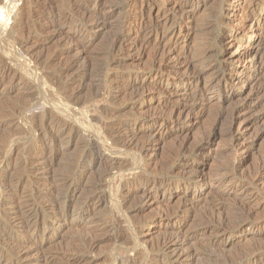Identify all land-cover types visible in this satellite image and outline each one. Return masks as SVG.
<instances>
[{
	"label": "rangeland",
	"instance_id": "374dc122",
	"mask_svg": "<svg viewBox=\"0 0 264 264\" xmlns=\"http://www.w3.org/2000/svg\"><path fill=\"white\" fill-rule=\"evenodd\" d=\"M75 1L87 4L77 9ZM75 1L0 0V258L4 264H35L37 250L30 249L36 244L48 254L47 264H120L126 260L181 264L184 259L164 243L168 234L191 235L213 193L238 188L243 180L239 175L250 177L264 162V63L253 73L259 58L264 62V44L259 43L264 38V0ZM55 16L60 22L52 19ZM141 25L158 32L141 34ZM120 33L125 38L116 46ZM161 34L156 52L147 42ZM250 106L244 116L248 120L259 116L255 124L246 127L240 119L230 125L236 109ZM178 107L190 108V113L177 117ZM127 111L134 117L127 118ZM152 115L162 117L159 124ZM112 122L127 136L152 127L165 134L158 136L156 144L139 139L126 146L124 154L117 149L119 155L114 149L105 150L110 143L106 126ZM55 126L62 132L57 142L51 137ZM177 126L185 129L180 137L166 135V130ZM230 128L243 139L231 151ZM182 141L187 152L180 150L172 161L166 160L164 153ZM200 144L202 149L196 151L194 145ZM100 148L104 151L98 152ZM47 150L55 152V163L37 169L46 161L43 157L52 160ZM136 152L144 157L145 180L164 185L145 198L126 201L125 194L142 182L134 178L122 183L120 175L126 172H121L118 162L132 161L125 168L129 169L138 158ZM231 158L241 162L239 174L222 184L219 179ZM140 168L135 167V174ZM195 171L201 172V181L192 179ZM70 174L78 188L60 190V179ZM50 180H55L56 187ZM49 191H56L55 196L51 198ZM244 191L243 200L254 211L253 219L264 221V178ZM89 197L101 204L87 217L83 206ZM53 198L67 211L65 221L55 220L45 208ZM17 205L33 208L37 225L29 232H19L13 225ZM167 208L174 214L162 220ZM103 227L104 231L94 234L96 238H113L91 246L89 233ZM3 230L23 244L22 252H30L29 261L3 240ZM245 239L238 232L231 237L238 243Z\"/></svg>",
	"mask_w": 264,
	"mask_h": 264
},
{
	"label": "bare ground",
	"instance_id": "6f19581e",
	"mask_svg": "<svg viewBox=\"0 0 264 264\" xmlns=\"http://www.w3.org/2000/svg\"><path fill=\"white\" fill-rule=\"evenodd\" d=\"M9 1V0H8ZM12 1V0H11ZM75 1V0H74ZM99 2L101 0H98ZM69 2V1H68ZM72 2V1H71ZM67 3V2H65ZM11 4V3H10ZM37 4V2H36ZM53 4V3H52ZM87 4V1H75L74 2V6L77 9H81V7L83 5ZM68 5V3H67ZM43 6V5H42ZM48 6V5H47ZM50 6V5H49ZM48 8V7H47ZM68 8V7H67ZM45 9V8H44ZM50 9V8H49ZM37 10V9H36ZM39 11V9H38ZM42 11V10H40ZM39 11V12H40ZM36 12V13H39ZM45 12V11H44ZM43 12V13H44ZM51 12V11H50ZM35 13V12H33ZM85 13V12H84ZM16 15V14H15ZM31 15V14H30ZM35 15V14H34ZM52 15V14H51ZM83 15V14H82ZM19 16V15H18ZM45 16V15H44ZM49 17V16H48ZM36 18V16H35ZM43 18V17H42ZM57 18V22H60L59 17L55 16L52 19ZM61 18V17H60ZM65 18V17H64ZM16 19V18H15ZM19 19V18H17ZM103 19V17H102ZM51 20V19H50ZM17 21V20H16ZM22 21V20H21ZM53 21V20H52ZM15 22V20H14ZM51 22V21H50ZM54 23V22H53ZM14 24V23H13ZM26 24V23H25ZM23 25V22L22 24ZM27 25V24H26ZM29 25V24H28ZM27 25V26H28ZM126 25V24H125ZM25 26V25H24ZM29 27V26H28ZM9 29V28H8ZM29 30V29H27ZM262 30H264V27L262 28ZM55 31V30H54ZM158 32L156 28H151L150 26H140L138 32L142 33H148V32ZM18 33V32H17ZM139 33V34H140ZM264 33V31H263ZM20 34V33H19ZM76 33H74L75 36ZM78 34V33H77ZM78 36L80 38H83V35H79ZM71 37V36H70ZM85 37V36H84ZM124 36L120 33L117 35L115 42H116V46L117 44H120L124 41ZM161 39H162V34L160 35V38H156L153 40H150L147 42V44H152L154 46V48L156 49V52H159V45H161ZM83 40V39H81ZM82 42V41H81ZM80 43V42H79ZM141 43H145L141 40ZM261 44H264V38L261 39V42H259ZM121 45V44H120ZM263 46V45H262ZM133 46H129L128 49H131ZM116 49V48H115ZM156 54V53H155ZM160 55V54H157ZM156 55V56H157ZM253 59V58H252ZM257 63V62H256ZM263 59L258 60V63L256 64V66L253 67V73L257 72L258 67L260 68L263 65ZM12 71V70H11ZM8 72V70H7ZM3 74V73H2ZM1 74V75H2ZM8 74V73H7ZM252 75V74H251ZM5 77V76H4ZM8 78V77H7ZM11 78V77H9ZM2 80V79H1ZM0 80V81H1ZM264 80V79H263ZM5 81V80H4ZM248 81V79H247ZM262 81H260L261 83ZM1 83V82H0ZM262 84V83H261ZM262 86V85H261ZM260 86V87H261ZM262 90V89H261ZM258 91V90H257ZM263 92V91H262ZM261 94V93H260ZM264 94V93H263ZM261 96V95H260ZM264 103V102H263ZM262 106V119H264V104L261 105ZM27 107V106H26ZM184 107V106H183ZM252 108V106L250 107H246V108H241V109H236L235 112H233V114L231 115L230 118V125L235 123L236 120H240L241 121H245V125L246 127L251 126L253 124H255L258 119H260V117H254L250 120L245 118V114H247L249 112V110ZM190 108H177L175 111V114L177 113V117L178 115H182V116H187L188 112H189ZM112 111V110H111ZM109 111V112H111ZM124 111V110H123ZM105 112V111H104ZM103 112V113H104ZM120 112V111H119ZM125 112V111H124ZM47 113V112H46ZM44 113V114H46ZM113 113V112H112ZM190 113V112H189ZM106 114V113H105ZM110 114V113H109ZM117 114V112H116ZM116 114H113L116 115ZM120 114V113H118ZM128 111H127V116H128ZM132 114V113H130ZM103 115V114H101ZM107 115V114H106ZM105 115V116H106ZM125 115V117H126ZM245 115V116H244ZM100 116V115H99ZM110 117V116H109ZM120 117V116H118ZM122 121L125 118L124 116H122ZM131 117H134V115H131ZM130 116H128L127 118H131ZM153 119H155V123L159 124V119L161 120L162 117L161 116H151ZM101 118V117H100ZM104 118V117H103ZM169 118V117H167ZM174 118V116H173ZM91 119V118H90ZM102 119V118H101ZM111 119V118H110ZM126 119V118H125ZM172 119V118H171ZM175 119V118H174ZM106 120V119H105ZM104 120V122H105ZM109 120V119H108ZM121 120V119H119ZM118 120V121H119ZM180 120V119H179ZM100 121V120H99ZM103 121V119H102ZM117 121V122H118ZM177 121V118H176ZM93 122V121H92ZM90 123V122H89ZM101 123V121H100ZM108 123V122H107ZM155 124V126H157ZM56 125V124H55ZM90 125V124H89ZM104 125V124H103ZM107 125V124H106ZM52 126V125H51ZM57 126V125H56ZM52 128V134L51 137L53 139V142H57V138L62 134V132L59 130L58 127ZM61 126V125H60ZM101 127V126H100ZM105 127V126H103ZM50 128V127H49ZM92 129V127H91ZM120 125H118L117 123H110L106 126V131H107V136L109 138L110 143H108L107 148L105 149L106 151H108L107 149H114L115 152L117 151V149H119V151L123 152L124 154V148L128 145H135L136 141L139 139H143L148 142V145H152V144H156L159 143V137H163V135L165 134L163 132V130H156L155 127L149 128L145 130H139L137 129V131H132L128 136L126 133L124 132H120ZM185 131V129L180 128L179 126L175 127L171 132L169 130H166V135H170V136H176V137H180L181 134ZM44 132V131H43ZM51 133V131H49ZM42 134V133H41ZM45 134V132L43 133ZM42 134V135H43ZM65 134V133H64ZM106 134V133H103ZM228 141H229V149L230 151L233 150L237 145H239L241 143V141L243 142L242 137H237L234 134H232L231 132V128L228 130ZM102 135V134H101ZM42 137V136H40ZM45 137V136H44ZM63 137V136H62ZM105 137V136H104ZM48 138V137H47ZM61 138V137H60ZM105 139V138H104ZM41 140V138H40ZM55 140V141H54ZM61 140V139H60ZM63 140V139H62ZM61 140V141H62ZM60 141V142H61ZM108 141V140H107ZM42 142V141H41ZM45 142V140H44ZM48 144V143H47ZM45 144H43L44 147ZM60 145H58L59 147ZM50 147V146H49ZM99 147V146H98ZM186 148L188 149L186 143H184L183 141L181 143H174L173 147L171 150H169L168 152L164 153L163 157L166 158V160H170L172 161V159L174 158L175 154H177L176 152L180 151V150H186ZM190 148V147H189ZM193 148V147H192ZM48 149V146H47ZM123 149V150H122ZM126 149V148H125ZM130 149V148H129ZM194 149L196 151L201 150V144L195 146L194 145ZM62 150V149H60ZM64 150V149H63ZM103 149H99L98 152H101ZM128 150V149H127ZM127 150H126V154H127ZM132 150V149H131ZM184 150V151H185ZM191 150V149H190ZM48 151V150H47ZM54 151V150H53ZM58 151V150H57ZM104 151V150H103ZM62 152V151H61ZM114 152V153H115ZM119 152V153H120ZM133 152V151H132ZM182 152V151H181ZM187 152V151H185ZM49 153L51 154V151H48V156ZM55 153V152H54ZM51 154L52 157L49 161V159H46V161L49 162V164L45 163L46 161L42 160V163H40L37 167V169H42V168H50V165L55 163V154ZM117 153V152H116ZM117 153V154H119ZM179 153V152H178ZM91 154V153H90ZM92 154H94L92 152ZM116 154V155H117ZM122 154V153H120ZM119 154V155H120ZM126 154L124 155L125 157ZM135 154V153H134ZM5 155V154H4ZM45 155V154H44ZM58 155V153H57ZM61 155V153H60ZM102 155V154H101ZM104 155V154H103ZM110 155V154H109ZM137 155V152H136ZM75 156V155H74ZM78 156V155H76ZM82 156V155H81ZM88 156H89V152H88ZM111 156V155H110ZM138 156V158H137ZM135 158H137L135 161V164L132 165L131 167H129V169H125L126 166H130L131 162L130 160H128L127 158H124L123 161H119L118 165H120L121 168V172H126V174L124 175H120V179L123 182H127L130 179H136L138 180L137 182H142L141 185H137L139 186L138 188H136L135 190H133L132 192H128L127 194V198L126 201H128L130 199V201H132L131 199L137 198L139 196H141V198H145L148 196L149 192L159 189L161 187H163L164 183L163 181H155V180H145V176L148 174L147 170L145 169L144 172V168H146L145 165L142 164L144 157H140V155L138 154ZM177 156V155H176ZM29 157V156H28ZM34 157V156H32ZM85 157V155L83 156ZM91 157V155H90ZM87 157V158H90ZM162 157V158H163ZM73 158V157H72ZM75 158V157H74ZM73 158V159H74ZM94 158V157H93ZM98 158V157H97ZM25 159V158H24ZM78 159V157H77ZM39 159V161H41ZM79 160V159H78ZM101 160V159H100ZM99 160V161H100ZM115 160V159H114ZM156 159H154L153 161L155 162ZM26 161V159H25ZM35 161V160H34ZM37 161V160H36ZM54 161V162H53ZM58 161V159H57ZM105 161V160H104ZM30 162V161H29ZM76 162V161H75ZM93 160L91 159L89 161V163H92ZM103 162V161H102ZM152 162V163H154ZM36 163V162H34ZM33 163V165H34ZM52 163V164H51ZM100 162H98L99 164ZM241 162H236L235 160H233L232 158L229 160L228 164H227V169L224 171V173H222L219 181L220 183H225L227 180L230 181L231 179H234L239 173L237 171V164L240 165ZM38 164V163H37ZM31 165V164H30ZM36 165V164H35ZM64 165V164H63ZM137 165H141L142 168L139 169V173L135 174V167ZM163 165H165V162L163 163ZM243 165V162H242ZM32 166V165H31ZM72 166V165H71ZM101 166V165H100ZM25 167V166H24ZM29 167V166H28ZM88 167V166H87ZM93 167V166H92ZM52 168V167H51ZM54 168V167H53ZM68 168V167H67ZM172 168V167H171ZM1 169V167H0ZM72 169V167H71ZM184 168H182L181 170H184ZM264 170V162L260 165L259 168V172L252 174L250 177L246 178L245 176L239 175L240 179L242 180V184L238 187V188H233V187H226V190L224 192H214L213 193V197L210 200L209 204H207V208L204 211V215L202 216V221L201 223L197 226L198 228L196 229L195 232H193L191 235H178V233H169L168 235V239L164 242L165 245L167 244H171V247H169L170 251L172 254L181 256V258L184 259V261H201L204 264H251V263H257V264H264V221H259L256 222L255 219H253L254 216V211L251 210V208L248 207V205L246 204V202H244L243 200V196L245 194L246 191H244L246 189L247 186L252 185L258 181H261L264 178V172L261 171ZM44 170V169H43ZM180 170V169H179ZM178 170V171H179ZM39 171V170H38ZM47 171V170H46ZM49 171V170H48ZM51 173L53 172V170H50ZM134 172V173H133ZM160 172V171H159ZM50 173V172H49ZM50 173V174H51ZM73 173V172H72ZM71 173V174H72ZM156 173V172H155ZM158 173V172H157ZM156 173V174H157ZM56 174V173H55ZM71 174L70 176L68 175H64L61 179H60V190L62 191H68V190H72L74 188H76L77 186H74L72 179H71ZM74 174V173H73ZM77 174V173H76ZM82 176V173H80ZM150 174V173H149ZM193 174V172H192ZM53 175V174H52ZM79 175V173H78ZM155 175V174H154ZM54 176V175H53ZM57 176V175H56ZM11 176H9L10 178ZM8 178V177H7ZM8 178V180H10ZM51 178V177H50ZM54 178V177H53ZM60 178V177H59ZM56 179V178H55ZM119 179V178H118ZM149 179V178H147ZM192 179L194 181H201L202 180V174L201 172H196L192 175ZM7 180V181H8ZM51 183H53V180ZM132 181V180H131ZM49 182V181H48ZM57 182V180H56ZM59 182V181H58ZM57 182V183H58ZM119 182V181H118ZM121 182V181H120ZM45 183V182H44ZM49 183V184H51ZM54 184V183H53ZM76 184V183H75ZM139 184V183H138ZM44 185V184H43ZM58 185V184H57ZM118 185V184H117ZM48 186V185H47ZM54 186L56 187V185L54 184ZM53 186V187H54ZM81 186V185H80ZM122 186V184H121ZM119 186L120 188H118L119 190L123 187ZM50 187V185L48 186ZM78 188V187H77ZM116 188V187H115ZM53 189V188H51ZM56 189V188H55ZM15 190V189H14ZM14 190H10V191H14ZM59 190V192H60ZM116 190V189H115ZM58 191V190H57ZM117 191V190H116ZM121 191V190H120ZM38 192V191H37ZM74 192V191H73ZM31 193V192H30ZM52 197L55 196L56 191H49L48 192ZM63 193V192H61ZM239 193L242 194L237 196ZM5 194V193H4ZM8 194V193H7ZM15 194V193H14ZM46 194V193H45ZM59 194V193H57ZM118 194V193H117ZM189 191L186 192L185 195H188ZM33 195V194H32ZM31 195V196H32ZM62 195V194H59ZM38 196V195H37ZM48 196V195H47ZM14 197V196H13ZM34 197V195H33ZM57 197V196H56ZM60 198V196H58ZM63 197V196H62ZM91 197V196H90ZM89 197V198H90ZM185 197V196H184ZM16 198V197H15ZM32 198V197H31ZM40 198V197H39ZM50 198V197H49ZM5 199V198H4ZM9 199V198H8ZM18 199V198H17ZM29 199V198H28ZM35 199V198H34ZM47 199V198H46ZM45 199V200H46ZM64 198H62L63 200ZM98 199V198H97ZM123 199V200H124ZM152 199V198H151ZM3 200V199H2ZM12 200H14L12 198ZM41 200V199H40ZM39 200V201H40ZM43 200V198H42ZM61 200V201H62ZM18 201V200H17ZM38 201V198H37ZM38 201V202H39ZM49 201V200H48ZM29 202V201H26ZM45 204L47 201H44ZM64 202V201H62ZM23 203V202H22ZM37 203V202H36ZM40 203V202H39ZM48 203V202H47ZM29 204V203H28ZM43 204V203H42ZM41 204V205H42ZM60 203L59 199H54L51 200L50 202L47 204V207H45L46 209H49L50 211H52V215L54 217L55 220H60V221H65V219L67 218V211H64L63 209H61L60 207ZM99 204H101V200H95L94 198H90L89 200L86 201L85 206L84 207V215L85 216H90L91 211H93V209L98 206ZM13 205V204H12ZM16 205V204H15ZM31 205V204H30ZM29 205V206H30ZM10 206V204H9ZM26 206V205H25ZM17 205L14 209H15V227L19 232L25 233V232H29L32 228H34L37 224V218H35L36 216H34V212H33V208L29 209L28 207L25 208ZM43 206V205H42ZM12 208V207H11ZM25 208V209H24ZM40 208V207H39ZM45 209V210H46ZM168 210L165 211V213L163 214V216L161 217L162 220H167L168 218H170V216L172 214H174V212L172 213L173 209L167 208ZM13 211V210H12ZM11 211V212H12ZM37 211V210H36ZM42 211V210H41ZM47 211V210H46ZM45 211V212H46ZM8 212V211H7ZM39 213H42L39 211ZM36 214V212H35ZM44 214V212H43ZM42 214V215H43ZM39 215V214H38ZM5 217V216H4ZM42 217V216H41ZM4 219V218H3ZM6 219V217H5ZM8 219V218H7ZM40 220V219H39ZM42 220V219H41ZM42 223V222H41ZM12 224V223H9ZM40 224V222H39ZM1 227V226H0ZM38 227V226H37ZM12 228V227H11ZM10 228V230H12ZM104 227L100 228V229H93L88 236V240L90 242V245L93 246L95 245V243L98 242H102L105 241L107 239H112V236H108L107 238L104 239H100L98 240L96 238V236L94 235L97 232H101L104 231ZM7 230V229H6ZM9 231V230H8ZM11 232V231H10ZM240 233L241 236L244 235V237L246 238L245 241L243 243H238V242H234L231 240V237L236 233ZM1 238V237H0ZM2 238L4 241H6L8 243V245L12 248L15 249L14 252H20L21 254V258H27L25 260H30L29 259V255L30 252L29 251H25L22 252L23 250H25L24 246L22 243H19V241L14 240L12 238V236L7 233L6 231H2ZM35 239V238H34ZM39 239V238H38ZM119 239V238H117ZM1 240V239H0ZM114 240V239H113ZM116 240V239H115ZM119 242V241H118ZM117 243V241H116ZM40 244V243H39ZM119 245V244H118ZM41 246V245H40ZM30 248V247H29ZM28 249V248H26ZM32 251H36L35 252V261L39 264H47L46 260V255L48 254H44V250H42L40 247H36V244L34 245V247L32 249H30ZM43 251V252H42ZM13 252V251H12ZM20 255V254H19ZM31 255L33 256V253H31ZM18 256V254H17ZM52 256V255H51ZM59 257V256H58ZM31 258V257H30ZM68 258V257H66ZM65 258V259H66ZM70 258V257H69ZM68 258V259H69ZM20 259V258H19ZM52 259V258H51ZM32 260V259H31ZM49 260V259H48ZM63 260V259H62ZM67 260V259H66ZM35 262V264H36ZM67 262V261H66ZM64 262V263H66ZM75 261H73L74 263ZM159 261H147L148 264H158ZM185 262H181V264H185ZM25 263V261H24ZM49 263V262H48ZM72 263V264H73ZM0 264H4L3 263V259L0 258ZM50 264V263H49ZM62 264V263H61ZM68 264V263H67ZM70 264V262H69ZM120 264H134L133 261H123ZM186 264H191V263H186Z\"/></svg>",
	"mask_w": 264,
	"mask_h": 264
}]
</instances>
